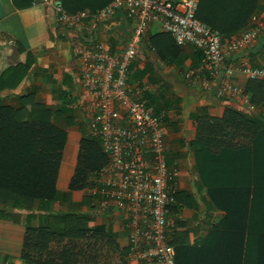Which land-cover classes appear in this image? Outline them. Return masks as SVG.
<instances>
[{
  "label": "crops",
  "instance_id": "0c3cea01",
  "mask_svg": "<svg viewBox=\"0 0 264 264\" xmlns=\"http://www.w3.org/2000/svg\"><path fill=\"white\" fill-rule=\"evenodd\" d=\"M50 2L40 0L18 9L12 0H0V74L31 57L29 70L18 85L0 91L1 104L28 108L33 96V101L59 107L63 93L69 100L67 117L56 123L66 133L55 182L58 201L50 207L35 202L31 211L14 210L10 219L0 217V264H41L22 257L26 228L47 226L59 231L63 222L54 216L58 213L81 214L84 219L75 226L89 230L84 237L56 239L61 245L74 243L76 264H144L130 257L123 215L100 208L93 173L87 186L69 189L81 139L88 135L81 111L72 106L81 86L71 45L79 37H75L76 30L57 23ZM254 16L264 20V0H258ZM129 32V21L119 17L111 31L105 28L98 37L114 48ZM150 37H155L159 51L163 47L165 58L152 46ZM171 43L160 24H152L129 82L138 86L140 96L156 114L164 112L167 162L177 172L166 235L176 249V264H264V127H247L251 131L237 133L232 146L217 144L211 149L213 144L207 154V145H202L201 176L192 148L200 127L223 118L226 108L252 118L262 115L264 106L254 104L260 109L251 113L239 96L218 95L217 84L206 87L196 79L188 81L186 74L200 64L199 51L188 45L173 49ZM241 59L251 67L264 68V33L248 50L232 54L233 63ZM134 75L138 78L132 79ZM252 81L259 80L238 75L231 84L251 99L253 93L247 89ZM54 241L50 244L56 248Z\"/></svg>",
  "mask_w": 264,
  "mask_h": 264
},
{
  "label": "built area",
  "instance_id": "2783aa9c",
  "mask_svg": "<svg viewBox=\"0 0 264 264\" xmlns=\"http://www.w3.org/2000/svg\"><path fill=\"white\" fill-rule=\"evenodd\" d=\"M200 1L113 0L95 12L75 14L65 12L59 2L52 4L57 23L76 30L75 37H79L71 45L81 86L72 106L81 111L88 136L99 141L108 158L93 174L94 195L102 210L123 215L130 257L144 264H176L175 247L166 235L177 172L167 162L164 112L156 114L140 96L138 86L129 82L130 67L150 26L160 24L176 45L192 46L201 53L197 69L186 74L188 81L196 79L206 87L215 83L218 95L239 96L251 113L260 109L231 80L242 75L264 82V68L231 59L258 41L264 20L254 16L245 31L222 41L215 29L196 17ZM119 17L129 21L130 32L112 48L98 35L105 28L111 31Z\"/></svg>",
  "mask_w": 264,
  "mask_h": 264
},
{
  "label": "trees",
  "instance_id": "16d2710c",
  "mask_svg": "<svg viewBox=\"0 0 264 264\" xmlns=\"http://www.w3.org/2000/svg\"><path fill=\"white\" fill-rule=\"evenodd\" d=\"M112 1L58 0L64 11L69 14L83 10L95 12ZM12 2L16 8L22 9L37 4L40 0H12ZM257 9L258 0H201L196 17L205 25L215 29L222 41H225L245 31ZM152 37L149 38L151 44L159 51V45L154 41L155 37L153 39ZM171 40L170 45L174 46L173 49H177L179 46L172 37ZM162 48L159 51L160 57L165 58ZM199 56H201L200 52ZM30 58L28 55L25 64L12 67L0 74V91L14 89L18 85L29 70ZM131 68L132 66L130 70ZM137 78V75L132 77V79ZM247 90L253 93L250 99L253 104L264 106V82L252 81ZM61 99L62 104L59 107L36 102L31 103L28 108L22 106L20 109L0 102V217L3 219H10L14 210L31 211L35 202L50 207L52 203L58 201L59 193L55 188V182L66 133L55 121L60 117H67L66 106L69 103L66 93H63ZM225 111L223 118L215 119L211 123L208 121L207 127H200L198 137L192 143L200 176L202 145H207V149L204 150L207 154L208 147L213 144L211 149L217 144L224 147L232 146L235 135L246 130L247 127H264V118L261 115L247 118L232 108H226ZM70 122L68 118L67 124ZM246 131L250 132L251 129ZM261 133L263 132H259ZM107 162L108 158L102 152L99 141L88 135L83 136L77 170L69 189L87 186L88 176L98 172ZM54 216L58 221L63 222L59 231L47 226L26 228L22 253L26 261L41 264H76L74 243L67 242L61 245L56 239L63 236L70 239L84 237L89 230L84 226H75L84 219V216L74 213H58ZM52 241L57 244L56 248L50 244ZM35 251L43 255L42 261L36 259L35 256L38 257V254Z\"/></svg>",
  "mask_w": 264,
  "mask_h": 264
},
{
  "label": "rangeland",
  "instance_id": "374dc122",
  "mask_svg": "<svg viewBox=\"0 0 264 264\" xmlns=\"http://www.w3.org/2000/svg\"><path fill=\"white\" fill-rule=\"evenodd\" d=\"M54 2H58V0H51V2H50L51 5H52ZM33 99H34L33 96H31L30 99H29L30 101H32V102H30V103H32V104H33V103H36V101H33ZM76 109H78V108L76 107ZM262 109L264 110V107H262ZM261 117L264 118V112L262 113ZM58 122H60V121H59V120H56V121H55V123H58ZM58 127H59V126H58ZM59 128H60V127H59ZM34 204H35V203H34ZM34 204H33L32 207H31L32 209L34 208ZM61 205H62V204H61ZM35 252H37V251H35ZM37 254H38V257L35 256L36 259H37L38 261H42V256H43V255H42V254H39V252H37ZM43 254H44V253H43Z\"/></svg>",
  "mask_w": 264,
  "mask_h": 264
}]
</instances>
